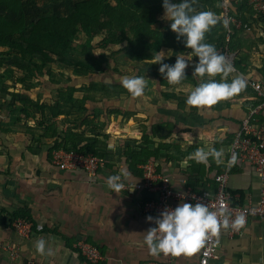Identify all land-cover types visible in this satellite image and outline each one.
I'll return each instance as SVG.
<instances>
[{
    "label": "crops",
    "instance_id": "obj_1",
    "mask_svg": "<svg viewBox=\"0 0 264 264\" xmlns=\"http://www.w3.org/2000/svg\"><path fill=\"white\" fill-rule=\"evenodd\" d=\"M169 31V25H165L159 33L157 55L168 64H174L176 56L192 59L190 63L194 64L197 58L189 50H168L161 45ZM122 45L126 48L127 43ZM125 56L124 61H130L129 54ZM124 63L119 65L121 74L145 77L143 96L132 98L117 79L118 92L105 93L103 102L93 107H89L92 100H87L88 112L79 114L76 108L72 115L55 118L65 122V129L70 125L78 129L89 116L85 137L106 143L108 164L92 178L82 171L60 170L53 161L56 152L51 158L49 152L56 136L44 135L45 131H37L30 122L29 130L21 129L25 120L12 113V97H7L6 111L0 110V264H90L78 254L79 242L99 249L102 260L98 264H199L202 249L192 256L150 254L144 236L155 225L146 221L149 214L144 213L143 203L156 194L146 188L113 193L106 181L127 171L124 183L140 184L144 174L134 171L143 172L144 157L149 155L147 162L154 163L159 176L169 178L174 190H214V178L225 167L231 141L254 95L229 98L227 103L221 100L211 107H190L185 103L187 95L201 83L200 77L192 76L191 67L180 85H169L158 73L155 60L148 61L141 71L124 67ZM78 97L81 102L83 98ZM0 105H5L1 97ZM95 126L103 129L95 133ZM210 147L223 150V163L217 165L209 157L206 165L198 164L191 158L197 148L208 151ZM262 189L250 163L232 168L227 190L235 203L258 202ZM23 208L33 218L29 237L20 235L11 223V215ZM38 239L46 241V253L50 249L52 255L36 252ZM218 241V259L210 264H264V218L250 219L242 234L234 238L221 228Z\"/></svg>",
    "mask_w": 264,
    "mask_h": 264
},
{
    "label": "trees",
    "instance_id": "obj_2",
    "mask_svg": "<svg viewBox=\"0 0 264 264\" xmlns=\"http://www.w3.org/2000/svg\"><path fill=\"white\" fill-rule=\"evenodd\" d=\"M52 1H68L74 3V12L67 16H53L49 17L46 12L38 11L39 19L33 24L35 36L31 38L26 45L17 44L12 39L16 33L21 32L24 27L23 18L18 23H12L6 20L5 17L0 16V55L2 57H9L15 52H19L25 60L32 61L38 60L39 63L34 62L37 67H50L59 66L68 69L69 62L65 58L68 50L71 47L72 38L79 34L84 33L89 38H97L100 35L107 34L109 36V44L114 46L127 43L126 48H122L120 53H129L130 61L124 63V67H133L135 70H143L148 61H153L157 55L155 46L159 44V33L165 29V25H170V21L162 19L163 8L162 0H52ZM178 2V0H176ZM33 10L37 8L38 0H30ZM0 7L6 8L11 12H19L24 3L21 0H0ZM193 7L196 11L209 10L214 12L217 16L220 14L221 9L218 0H195ZM233 14L243 21L244 25H248L250 29L255 31V35L264 42V14H259L252 17L254 9L246 1L232 4ZM255 13V12H254ZM221 21V20H220ZM246 32L243 29L231 27L230 40L228 41V29L225 28L221 22H218L210 32L206 34L205 42L213 44L217 52L227 49L231 53H237L234 66L236 73H230L227 78L231 76L233 79L241 77L242 75L253 77L256 80H264V68L259 69L254 75L249 74L247 63L243 60L242 52L246 48L252 51L253 44L246 43L240 38V34ZM263 34V35H262ZM243 41V42H242ZM166 49L180 48V51H186L182 43H178L176 35L171 30L167 37L161 44ZM177 45V46H176ZM257 49V48H256ZM190 51V50H189ZM167 63V60L163 61ZM122 63L120 60L119 65ZM155 66L159 67L158 64ZM249 67V66H248ZM39 68V69H41ZM71 72L82 76V82L88 85V90L83 89L80 92L88 93H117L116 87H120L117 83L116 73L112 70H104L95 75L98 80L94 82L92 79L95 77L91 68H84L85 74H81L77 67H72ZM119 71V70H118ZM105 73V74H104ZM109 75H108V74ZM114 73V74H113ZM127 74V73H125ZM130 75V74H127ZM132 75V74H131ZM121 75V70L119 71ZM231 77V78H232ZM221 77L218 75L215 80L220 81ZM93 80V81H92ZM75 87H71L67 96H64V103L61 104L56 101L55 106L53 103H46L38 105V110L42 118L47 117L45 111L52 118L59 116H69L73 109L78 108L79 114L88 112L85 107L87 99L85 97L77 100L75 93L79 91ZM243 91H250L251 88L246 85ZM8 94V93H7ZM7 94L2 93L0 90V97L4 99L7 104ZM5 105H0V110L3 111ZM49 106V107H48ZM15 102H11L9 109H12L13 114H20L21 108ZM69 108V110H67ZM95 113H92L94 117ZM48 119V118H46ZM89 116L83 119L81 123L82 129L90 122ZM21 120V119H20ZM18 120V121H20ZM44 124L38 123V127L42 128ZM39 129V128H38ZM102 130L103 128L95 127V130ZM76 130V129H75ZM70 130V134H51L52 138L56 136L57 140L49 148L50 158L52 153L65 149L67 151L74 150L81 153L93 154L95 156L106 157L105 148L106 143L99 142L96 138H86L85 133ZM54 132H56L54 130ZM96 133V132H95ZM47 134L45 131L44 135ZM79 143V144H78ZM103 146V151L99 149ZM150 159L149 155L144 157V164H147ZM133 171V170H132ZM137 175L143 176V172L134 171ZM11 223L15 220L22 219L27 223L32 224L33 218L27 208H23L11 215ZM33 227V225H32ZM83 259V257H82ZM85 259V258H84Z\"/></svg>",
    "mask_w": 264,
    "mask_h": 264
},
{
    "label": "clouds",
    "instance_id": "obj_3",
    "mask_svg": "<svg viewBox=\"0 0 264 264\" xmlns=\"http://www.w3.org/2000/svg\"><path fill=\"white\" fill-rule=\"evenodd\" d=\"M195 0H162L163 17L170 21V30L175 33L178 43H182L189 54L197 58L194 64L192 59H184L176 56L174 64L164 63L160 55H156L154 64H158V73L163 80L166 79L169 85H180L187 78L186 69H193L192 76L201 78L198 84L187 95L185 103L187 106L202 108L211 107L221 100H227L238 94L246 87V81L237 77L231 82L227 77L234 71L233 66L226 62V58L219 54L213 44L206 43L205 37L213 27L217 25L220 18L212 11H196L193 7ZM225 28L228 27L229 19L222 21ZM220 76V81L215 80ZM121 86L132 98L144 95L147 86L144 76H125L120 81ZM211 157L217 165L223 163V150H216L210 147L208 151L197 148L191 158L198 164H207ZM237 161L235 153L228 159L227 166H233ZM129 173L123 175L114 174L107 178L106 184L113 193H120L125 190L124 179ZM221 217H223L221 219ZM147 222H153L145 233L144 243L149 253L159 255L161 253L179 256L184 254L192 256L205 247L206 243L216 237L221 228L239 231L246 223L243 213L237 215L229 223L226 209L212 211L208 205L203 203H179L174 209L165 207L158 216L146 217ZM35 249L38 254L52 255L51 250L46 253V241L38 239L35 242Z\"/></svg>",
    "mask_w": 264,
    "mask_h": 264
},
{
    "label": "built area",
    "instance_id": "obj_4",
    "mask_svg": "<svg viewBox=\"0 0 264 264\" xmlns=\"http://www.w3.org/2000/svg\"><path fill=\"white\" fill-rule=\"evenodd\" d=\"M221 9L218 17L221 21L227 18L228 24V41L230 40L231 27L243 29L249 32L251 29L248 25H244L241 19H238L232 11L233 3H240L246 1L254 9L257 15L264 14V0H218ZM219 51V54H222ZM226 62L230 63L236 73L234 62L237 53H231L227 49L224 51ZM254 93L251 101L253 103L249 106L247 115L242 121L239 130L235 133L227 152V160L224 169L215 176V189L210 191H194L191 189L176 191L170 185L169 178L161 177L156 172V166L152 162H148L143 169V180L140 184L131 186L126 185V189L142 190L148 189L155 193L156 196L146 200L143 203V211L145 214L156 217L165 209V207L175 208L179 203H203L209 206L212 211L218 209H226L229 217V223L235 219L237 215L243 213L246 217V223L239 231L227 228V234L230 238L237 237L242 234L244 228L250 219L264 218V80H256L253 77L242 75ZM235 153L237 157L236 163L228 167V159ZM53 161L57 167L62 171H82L92 178L97 176L101 171L105 170L108 160L106 157L95 156L93 154L81 153L74 150L56 152L53 156ZM250 163L256 173L258 174L263 189L261 190V198L258 202H249L247 205L235 203L232 200L230 193L227 190L228 180L232 168L239 163ZM223 217H221L222 219ZM13 228L22 236L29 237L32 233V227L29 223L22 219L13 222ZM219 233L208 241L204 248H202L199 264H210L212 260L218 259L219 250ZM78 254L81 255L90 264H98L102 260V255L99 249L86 242H79L76 245ZM146 264H160L150 262Z\"/></svg>",
    "mask_w": 264,
    "mask_h": 264
},
{
    "label": "rangeland",
    "instance_id": "obj_5",
    "mask_svg": "<svg viewBox=\"0 0 264 264\" xmlns=\"http://www.w3.org/2000/svg\"><path fill=\"white\" fill-rule=\"evenodd\" d=\"M21 1L24 3V7L19 12H11L4 7H0V16L5 17L7 21L18 23L22 18L24 20V27L22 31L16 33L12 39L17 44L26 45V43L35 36L33 24L39 19L38 11L46 12L49 17H62L74 12V3L68 1L38 0L37 8L39 10L37 11L33 10L30 0ZM252 15V17H254L255 13L253 12ZM240 38L243 41H247V44L248 42L253 44L252 51H248L244 48L242 56L243 60L247 63V68H250L248 73H256L258 72L257 68H264V42H262V40L255 35V31L252 29L249 32H242L240 34ZM108 39L109 36L105 33L97 38H89L84 33L75 35L72 38L71 47L65 56L70 64L68 65V69L53 65L47 68H36L34 62L39 63L38 60H25L19 52H14L13 55L9 57H2L0 55V90L2 93H8L7 97H12V103L16 102L21 106L19 107L22 110L20 111V118L23 117L26 124L23 126L21 125V129L29 130L27 124L30 122L33 126H35L37 131H46L48 137H51V134H70V130H75V126L72 127L71 125L69 127L67 126L68 128L65 129V122L52 118L50 113L48 114L46 112L47 110L45 111V115L47 117L42 118L37 107L38 105L45 104V102H52L54 106L56 101L63 104L64 96H67L66 93L68 94L71 87H75L79 90L77 91L76 89L77 92L75 93V96H79L78 99L85 97L87 100H92L89 107H93L94 104H97L98 102H103L101 98H103L105 94H102L101 92H80L83 89L88 90V85L82 82V76H79L76 73L73 74L71 70H69L72 67H77V70L81 74L86 73L84 72V68H91L94 72V76L104 70H113L116 75H118L116 79L119 78L120 80L125 76H129L127 74H121L122 76H119V71L121 70V67L119 66L120 60L126 62L124 61V58L126 57L125 54L123 55V58H121L122 53H120V50L124 45L114 46L109 44ZM157 48L158 44L155 46V50ZM92 79L94 82L95 80H98L96 76ZM231 80L233 79L227 78V81ZM251 95L252 93L250 91L242 90L233 97L242 98V96ZM7 97L6 101H8ZM224 101L227 103V100ZM241 104L245 105V103ZM99 108L101 109L102 107ZM100 115L101 114H99L98 118ZM72 119H75V115L72 116ZM39 122L40 124L43 123L44 127H38ZM84 128L81 131L80 126L75 130V133L80 131L84 133ZM54 130L56 132H54ZM62 150L67 151L65 149Z\"/></svg>",
    "mask_w": 264,
    "mask_h": 264
},
{
    "label": "water",
    "instance_id": "obj_6",
    "mask_svg": "<svg viewBox=\"0 0 264 264\" xmlns=\"http://www.w3.org/2000/svg\"><path fill=\"white\" fill-rule=\"evenodd\" d=\"M3 111L5 112L6 111V105L3 107ZM3 115V114H2Z\"/></svg>",
    "mask_w": 264,
    "mask_h": 264
}]
</instances>
